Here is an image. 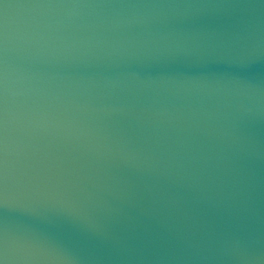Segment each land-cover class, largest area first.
I'll return each mask as SVG.
<instances>
[{
  "label": "water",
  "instance_id": "water-1",
  "mask_svg": "<svg viewBox=\"0 0 264 264\" xmlns=\"http://www.w3.org/2000/svg\"><path fill=\"white\" fill-rule=\"evenodd\" d=\"M0 264H264V0H0Z\"/></svg>",
  "mask_w": 264,
  "mask_h": 264
}]
</instances>
